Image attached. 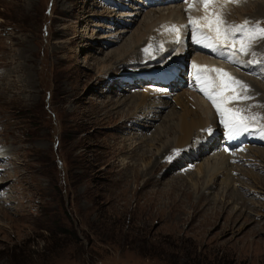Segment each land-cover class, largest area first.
<instances>
[{
  "label": "rangeland",
  "instance_id": "rangeland-1",
  "mask_svg": "<svg viewBox=\"0 0 264 264\" xmlns=\"http://www.w3.org/2000/svg\"><path fill=\"white\" fill-rule=\"evenodd\" d=\"M143 2L0 0V264H264V158H233L210 179L197 171L211 157L210 142L237 157L264 152V140L255 143L249 130L230 147L217 126L210 142L196 146L209 125L195 131L187 149L172 144L158 154L177 133L162 131L183 115L175 94L191 91L174 83L187 78L190 85L194 51L174 82L157 81L151 72L166 66L153 48L165 34L159 24L152 43L138 48L140 61L123 58L135 50L148 12L182 8L187 21L193 1L140 13ZM239 3L245 12L223 14V26L242 18L264 28V0ZM247 55L239 57L246 79L233 61L224 62L251 97L230 109H242L248 126L261 131L264 39ZM142 95L161 105L131 103Z\"/></svg>",
  "mask_w": 264,
  "mask_h": 264
},
{
  "label": "bare ground",
  "instance_id": "bare-ground-1",
  "mask_svg": "<svg viewBox=\"0 0 264 264\" xmlns=\"http://www.w3.org/2000/svg\"><path fill=\"white\" fill-rule=\"evenodd\" d=\"M173 1H177V0H173ZM145 2H144L145 5L141 4L139 6L140 8L137 7L135 9H138V11L141 13V9H143V8L146 9V7H148V6H159L161 4H167V3L169 4L170 0H145ZM194 3H193V6L190 3H188V4H190L192 6V7L188 6V8H191L188 11H189V17H192L193 20L199 21V23H198L196 28H194L192 24H191V28H188L187 25H185V23L187 21H185V20L183 21L182 20V17H183L182 16V8H178L176 10L175 9H171V8L163 9V10L166 11V15L161 14V12L154 11L153 14L150 16V13L152 11L148 12L145 15L146 18L142 22V25H143L144 29L138 34V37L134 40L135 43H133V48L135 46V50L133 52H131V53H128L123 58L124 61L130 60V59H135L137 61H140V59H141V57L143 55H142L141 52L138 51V48L141 47V46H144L145 42L150 40V38L154 34V32L155 31H159L158 30L159 24H162L163 26H161L159 28H161L162 31H165V34L160 40H156L158 44L154 43V45H153L154 51L157 54H160L161 57L159 59H157V60L155 59V60L157 61V63H160V62H163L164 59H167L168 57H170L171 60L164 61V62L165 63H169V62L175 60L173 63H174V65H176V68L174 69L170 65H167V68H164L162 70H159V69L155 70L153 72V75L154 74L156 75V78L160 81V83H165L167 81V79H168V75H169V77H172V73H175L174 70H179L180 72L178 74H180L182 69H184L183 67L186 66L187 57H190L191 53L193 51L194 52L192 53L193 57H192L191 62L196 63V65L199 66L200 68H202V69L203 68H207V69H213V68L223 69L224 71L229 73L231 77H233V75H232L233 73L228 70V67L226 65H224L223 62H221V61L214 62L213 59H209V58L206 57V56H211L212 57V56H215L216 54L220 53L221 55L215 56V57L222 58L225 61V59L229 58V53L232 50V46H233L232 41L228 43V46H223V45H225V43L221 44V43L217 42V47L214 48V49L213 48H207L203 44H198V43L195 42L196 41V30H197V28L202 33H204V34H206L208 36H211L213 38H215L216 33H215V31L209 29L208 24H207L206 21L201 19L202 17H204L206 15V12H205V9H204L203 5L199 1H194ZM248 3H250V2H248ZM260 5H262V4H260ZM230 6H232V8H231L232 10H229V9L226 10V8L230 7ZM246 7H247V5H245V6L244 5H240V3H238V5H237V3L236 4L224 3V0H217L216 3H210L209 4L208 12L209 13L215 12L223 20V18H222L223 14L225 16L230 15V14L239 15L241 12L242 13L245 12L244 10H245ZM261 7L264 8L263 5ZM140 13H138V15H140ZM155 13L158 15L157 17H154ZM240 16H241V14H240ZM177 17H180V19H179L180 21L177 20ZM189 17H188V19H189ZM210 18L214 19L215 17H210ZM243 24L244 23L242 22V18H240L239 22L237 24H235V25H243ZM172 26H176V27L179 28V42H176L177 37H176L175 32L170 30ZM158 34L156 35V38H158ZM240 38L241 37H237L235 39L237 41H239ZM130 40H132V39H130ZM189 40L192 42V45H191L190 48H188V45H187V41H189ZM149 43H152V40H150ZM238 43L239 42H237V44ZM124 45H126V44H124ZM130 45H131V43H130ZM160 45H163V47H159ZM258 47H259V45H258ZM129 48H127L128 51H129ZM210 50H212V51H210ZM122 53H124V52H122ZM176 54H178V57L174 58L173 56H176ZM241 55L245 56L247 54H242L241 53ZM241 55L239 54V56L238 55H236V56L243 57ZM138 56L140 58H138ZM156 57H158V55L155 56V58ZM247 57H248V55H247ZM247 57H245V58H247ZM150 59H153V58H150ZM243 60H244V58H243ZM249 60H252V59H249ZM165 71L168 73V75H164V73H161V72H165ZM236 71L239 74L237 76H239V77L243 76L246 79L245 74L244 75L240 74L243 71L242 69L241 70L237 69ZM247 72H248V70H247ZM191 73H192V75L189 77V79L190 80H192V79L196 80L195 77H196V74H197V68L193 69L191 71ZM209 75L212 76V77H215L216 73L211 72V73H209ZM234 78L236 79V77H234ZM224 79L226 80L227 77H225ZM254 83H256L255 86H257L261 90V86L257 82H254ZM204 86L208 87V85H206V84ZM258 92H260V91H258ZM233 94L234 93L232 91L227 92V95H229V96H232ZM175 95H176V101H178V104H180L181 107H183L185 110L183 111V115L179 114L180 115L179 116V121H178L179 123H177L176 125H173V127L172 126L171 127H167V126L163 127L162 134L165 133L166 130L177 131V133H175V135L173 137L174 140L172 139L173 142L170 143V141H166L164 144H162L159 147V149L157 150L158 154H160L163 150H166V148L172 147V144H173L172 149L174 151L185 150L190 145L189 144L190 140L193 138V135H194L195 131L198 130L201 133L202 131L200 129L204 130L206 127L209 128V125H210V127H212L211 128L212 132H214L216 134L214 129H216L217 126L219 127V125L217 124V121H220L221 117L217 113L216 108L213 106L212 103H206L205 102L206 100H209V99L207 98V96H205L203 91H201V93H200V98L195 95V91H191L190 95L188 93H184L183 94V92H180V93L177 92ZM153 97H154V95H153ZM155 99L156 98H152V97H149V96L147 97L145 95H142V97L140 96V97L131 99L132 100L131 103H137V106H139L141 104L142 105H150V104H152V105H161V102L160 101L158 102ZM234 102L235 101L229 102L226 105L227 108L230 109V106ZM131 103L129 102V106H130ZM186 114L190 115L189 119L186 118ZM171 115H174V112H171V114H168L169 117ZM217 116H219V119H216ZM220 126L223 127V131H225V135L227 137L226 139H228L229 142H232V144L229 145L230 147L233 144H235L236 146L239 145L243 139H245L246 137H249L250 136V131L249 130H252V132L255 134L254 142L257 140L256 142L259 143V142L264 140V135H262L261 131H259L258 129H256L254 127H251V126H248L250 128L247 131H241V132L234 133V134H230L229 129L227 127H225V125L222 122H221ZM160 131L161 130L159 129L158 132L156 133L157 135L155 134L154 139L149 144V147H152L153 143L158 141L157 138L159 137ZM215 134H213V135L215 136ZM206 137H207V135H205V138ZM207 139L210 142V140H209L210 138H206L205 140H201L200 142H198L196 144V146L201 144V143L206 142ZM261 139H263V140H261ZM226 142H227V140L225 141V143ZM216 147L217 146L213 145L212 142H210V144L205 148V150H209V153H211V157L209 156V159H207L206 162L202 163L200 165V167H198L197 171L199 172V174H202V178L203 179L204 178L210 179V178H214L217 175H221V168H223L224 166H230V165L233 166L234 163H231L233 161V158L235 160H237L238 158L242 159V158H246V157H249V156L253 157L254 159L261 158V157L264 158V152H262V151L260 152V151H258V149L257 150H253L255 152L250 151V155H248V156H244L243 155L244 152H242L243 151L242 150V151L237 153V154H240V156H238L236 154L237 157H234V155H232L233 151H230V150L228 151L227 148L225 149L223 147L221 148V150H217L216 151V150H214V149H217ZM189 148H191V147H189ZM2 154L3 153L0 151V159L1 160H3L5 158V157L1 158ZM142 156L144 157L145 153H143ZM197 156H200L199 152H197ZM197 156H192V157L196 158ZM178 157H180V156H178ZM179 159L180 158L176 157L177 161ZM232 181L233 180H230L229 182H232ZM2 183L3 182H0V187H1Z\"/></svg>",
  "mask_w": 264,
  "mask_h": 264
},
{
  "label": "snow or ice",
  "instance_id": "snow-or-ice-1",
  "mask_svg": "<svg viewBox=\"0 0 264 264\" xmlns=\"http://www.w3.org/2000/svg\"><path fill=\"white\" fill-rule=\"evenodd\" d=\"M203 5L206 15L202 17L204 21L207 22L210 30L215 31V38L208 36L202 33L198 28L196 30V43L203 44L207 48H216L217 42L224 43L225 40L231 38L232 43H240L239 52L242 54H247L248 50L251 48L252 43L256 39H264V28L260 27L259 24H256L253 27H249V21H245L243 25H232L224 27V21L217 15L215 12L209 13L208 8L210 3H216L217 0H199ZM224 3H239V0H224ZM190 7H192L190 5ZM210 17H215L211 19ZM190 23L194 28L197 27L199 21L189 18ZM171 31L176 33L177 40L179 42V28L172 26ZM236 33L241 34V39L239 41L235 40ZM151 47V46H150ZM147 51V49H145ZM236 52H230L229 57H235ZM197 68V74L195 79L198 82H201V91L204 92L205 96L212 102L213 106L216 108L217 113L221 117V122L229 129L230 134L238 133L241 131L248 130V118L240 116L239 113L243 111L242 109H229L227 104L235 100H247L251 99L246 95L248 86L243 82L236 80L234 77H231L229 73L223 69H207L200 68L197 65H193ZM216 73L215 77L209 75V73ZM227 77L225 80L224 78ZM218 81V82H217ZM208 85L205 87L204 85ZM239 90V91H237ZM232 91L234 94L232 96L227 95V92ZM240 93H244L241 95ZM211 133V129H208ZM262 135H264V129L261 130Z\"/></svg>",
  "mask_w": 264,
  "mask_h": 264
}]
</instances>
